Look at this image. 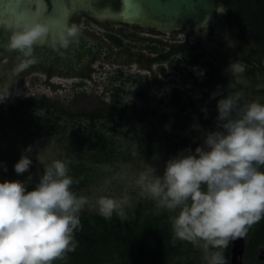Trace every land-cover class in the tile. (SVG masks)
I'll return each instance as SVG.
<instances>
[{
	"label": "clouds",
	"instance_id": "clouds-1",
	"mask_svg": "<svg viewBox=\"0 0 264 264\" xmlns=\"http://www.w3.org/2000/svg\"><path fill=\"white\" fill-rule=\"evenodd\" d=\"M2 27L9 32L4 47L18 52L19 69L37 61V46L66 50L83 31L74 21L23 10ZM245 70L240 59L226 68L236 76ZM216 107V127L202 132L200 144L170 156L162 172L145 162L136 184L140 195L170 213L173 243L198 247L205 264H228L229 245L264 219V100L241 104L238 93L220 94ZM32 152V145L23 149L14 165L17 174L29 172L26 179H0V264H55L78 246L75 234L82 230L81 213L90 198L74 190L79 181L70 174L67 157L45 164L31 184ZM130 207L127 195L95 199L97 213L107 220L115 215L127 221Z\"/></svg>",
	"mask_w": 264,
	"mask_h": 264
},
{
	"label": "rangeland",
	"instance_id": "rangeland-1",
	"mask_svg": "<svg viewBox=\"0 0 264 264\" xmlns=\"http://www.w3.org/2000/svg\"><path fill=\"white\" fill-rule=\"evenodd\" d=\"M112 1L114 0H101V3ZM81 23L82 18L78 24L83 29L82 35L87 39L88 45H96L95 51L102 48L105 36L100 32L108 31L93 23L89 29ZM124 41V44L133 46V49H143L145 43L144 40L134 38H124ZM80 55L76 60L80 65L75 66L77 68L73 73L68 72L66 67V62H72L71 58L43 57V61L37 60L23 69L17 67L18 58H0V100L5 97L0 102V179L23 180L28 177L29 172L17 174L14 165L20 159L22 150L32 145L33 152L30 155L33 164L29 170L31 184L39 179L44 165L53 159L67 157L71 161L85 163L92 180L87 181L82 188L74 190L89 196L90 203L84 209L86 213L97 212L95 199L100 195H127L131 203L128 212L131 213L138 204L145 205L147 211L154 213L165 211L157 209L151 199L140 195L136 177L147 161L155 163L162 172L166 160L178 152L166 151L156 145L152 152H148L144 148L146 145L138 142L137 132L155 130L158 134H176L179 138L188 139L185 148L191 145L194 149L202 142L201 134L207 128L195 114H173L172 111L159 109L157 103L148 96V78L133 74L138 76L134 78L132 75L138 69L146 74V68L140 63L134 60L121 62L105 60L96 55L91 58ZM138 78H143L146 82L140 88L135 83ZM28 101L32 102L30 107L26 105ZM41 105L54 112V115H59L61 110L75 114L76 123L86 122L85 115L93 114L99 116L101 121L114 118L118 124L126 126L119 127L116 131L103 129L116 141L115 159L96 164L91 161L85 148L77 144L70 145L69 148L65 137L71 136L68 133L73 124L65 115H61L60 120L62 130H53L47 126L38 128L36 124H44L38 116L46 115L44 109H40ZM11 108H16L14 120L10 118ZM92 138L93 135L87 136L88 141ZM245 238L247 242V236ZM183 244L184 252L168 264L178 261L205 264L201 249L187 241H183ZM231 244L225 252L228 264H231ZM255 256L258 257L257 261L254 257L246 258L244 254L242 264L263 263L264 245Z\"/></svg>",
	"mask_w": 264,
	"mask_h": 264
},
{
	"label": "flooded vegetation",
	"instance_id": "flooded-vegetation-1",
	"mask_svg": "<svg viewBox=\"0 0 264 264\" xmlns=\"http://www.w3.org/2000/svg\"><path fill=\"white\" fill-rule=\"evenodd\" d=\"M37 2L44 10L42 16L52 18L57 12V0H21L19 7L34 13L39 9ZM62 2L67 21L80 23L82 18L84 27L90 29L93 23L108 31L100 32L105 36L104 45L95 51L96 45L90 47L81 35L79 41L66 50L37 46L35 56L38 61H43V57L71 58L72 62H66V67L68 72L73 73L77 68L75 66L80 65L76 61L80 58L79 54L121 62L134 60L147 72L143 74L138 69L132 75L148 78V96L159 109L172 111L173 114H195L207 130L216 127V105L220 94L238 93L241 104L256 98L264 100V0H215V14L205 23L174 28L131 24L112 17L101 20L98 17L120 10L122 0ZM10 6L9 0H0V58H18L19 55L4 47L9 32L2 24L12 17L10 13L6 14ZM221 6L225 11L218 10ZM126 28L132 30L127 31ZM124 38L144 40L143 49H133V46L124 44ZM234 59H240L246 65L245 72L239 76L226 71ZM201 69L204 70L203 75L198 74ZM134 75V78L138 77ZM142 79L135 80L138 88L146 84ZM214 92L218 94L213 96ZM185 145L181 148L184 149Z\"/></svg>",
	"mask_w": 264,
	"mask_h": 264
},
{
	"label": "trees",
	"instance_id": "trees-1",
	"mask_svg": "<svg viewBox=\"0 0 264 264\" xmlns=\"http://www.w3.org/2000/svg\"><path fill=\"white\" fill-rule=\"evenodd\" d=\"M26 105L30 107L32 102L28 101ZM40 107L38 108L44 109L46 115L38 116V119L44 122L42 125L36 124L38 128L47 126L53 130L58 128L62 130L60 120L61 115H65L73 124L68 133L71 136L65 137L69 148L73 144L85 148L91 161L96 164L108 163L115 159L116 141L103 129L116 131L119 127L126 128L123 124H118L116 119L101 121L99 116L86 114V122L76 123L74 121L76 115L73 113L61 110L59 115H54V112L44 105ZM15 112L16 108H11V120L16 119ZM71 131H74L73 135ZM90 135H93V138L88 141L87 136ZM136 136L138 142L146 145L144 148L148 152L153 151L154 145L166 151H180L181 146L188 143L187 138H179L176 134H158L152 130L138 131ZM70 170V174L79 181L73 185L74 189H80L87 181L92 180L84 162L71 161ZM169 216L170 213L166 210L154 213L147 211L145 205L138 204L133 213L128 212L127 221L122 223L115 215L107 220L97 212L86 213L83 210L81 213L83 227L75 234L78 246L75 251L68 253L66 259L57 260L55 264H168L184 252L183 241L172 242ZM263 245L264 219L249 229L245 257L249 259L254 257L257 261L258 257L255 255ZM172 264L194 262L178 261ZM255 264H264V261Z\"/></svg>",
	"mask_w": 264,
	"mask_h": 264
},
{
	"label": "water",
	"instance_id": "water-1",
	"mask_svg": "<svg viewBox=\"0 0 264 264\" xmlns=\"http://www.w3.org/2000/svg\"><path fill=\"white\" fill-rule=\"evenodd\" d=\"M215 11V0H122L120 10L109 11L110 13L99 16L97 12H92L101 20L112 17L114 20L131 24H154L164 28H174L195 27L205 23L214 16ZM127 13L129 16H126ZM246 244L245 237L237 238L232 242L231 264L243 263Z\"/></svg>",
	"mask_w": 264,
	"mask_h": 264
},
{
	"label": "bare ground",
	"instance_id": "bare-ground-1",
	"mask_svg": "<svg viewBox=\"0 0 264 264\" xmlns=\"http://www.w3.org/2000/svg\"><path fill=\"white\" fill-rule=\"evenodd\" d=\"M10 2H11V6H10V10H7L6 11V14H8V13H10L11 14V16L13 17L17 12H19V11H21V10H23V11H28L29 12V14H35V15H37V13H39V15L40 16H42V13H43V9H42V5H41V3H39V2H37V4H38V7H39V9H37L34 13L33 12H30L29 11V9H21L20 7H19V5H21L20 4V1L21 0H9ZM128 4V3H127ZM56 9H57V12L56 13H54L53 14V16H52V19H56V20H59V21H64V20H66V18H67V14L65 15V13H64V8H63V2H62V0H57V2H56ZM126 9L128 10V6H126ZM126 16H129L128 15V13L126 14Z\"/></svg>",
	"mask_w": 264,
	"mask_h": 264
},
{
	"label": "snow or ice",
	"instance_id": "snow-or-ice-1",
	"mask_svg": "<svg viewBox=\"0 0 264 264\" xmlns=\"http://www.w3.org/2000/svg\"><path fill=\"white\" fill-rule=\"evenodd\" d=\"M27 13H29L27 10H26ZM37 15H39V13H37Z\"/></svg>",
	"mask_w": 264,
	"mask_h": 264
}]
</instances>
